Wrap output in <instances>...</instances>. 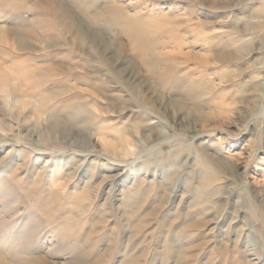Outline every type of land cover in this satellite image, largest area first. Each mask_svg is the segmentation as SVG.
<instances>
[{
	"label": "rangeland",
	"instance_id": "374dc122",
	"mask_svg": "<svg viewBox=\"0 0 264 264\" xmlns=\"http://www.w3.org/2000/svg\"><path fill=\"white\" fill-rule=\"evenodd\" d=\"M0 259L264 264V0H0Z\"/></svg>",
	"mask_w": 264,
	"mask_h": 264
},
{
	"label": "bare ground",
	"instance_id": "6f19581e",
	"mask_svg": "<svg viewBox=\"0 0 264 264\" xmlns=\"http://www.w3.org/2000/svg\"><path fill=\"white\" fill-rule=\"evenodd\" d=\"M60 8V7H59ZM63 9V8H62ZM64 10V9H63ZM62 11V10H61ZM63 12V11H62ZM67 13V12H66ZM69 15H70V13H68ZM68 15V16H69ZM71 16V15H70ZM74 17V16H73ZM67 18V17H66ZM89 18H91V20L92 21H97V22H99V20H101V18H102V15H100V16H90ZM76 20V19H75ZM72 23V26L77 30V34H79L80 35V37L83 39V40H86V39H88L89 38V34L87 33V32H85L84 30H86V29H84L83 30V28L84 27H82V25L80 24V22H71ZM73 28V29H74ZM75 30V31H76ZM89 32V31H88ZM36 36H38V35H36ZM24 37H25V35H24ZM92 38H94V40H98L97 39V37H95V36H93ZM27 39V38H26ZM34 39V38H33ZM100 39H101V36H100ZM130 39H131V42L133 43V46H139V45H141L142 44V42L139 40V39H137L136 37H135V35L134 34H130ZM114 40V39H113ZM22 41V40H21ZM90 42H93L92 40H89ZM110 41V40H109ZM117 41V40H116ZM28 42V41H27ZM104 42V41H103ZM144 42V41H143ZM23 42H21V44H22ZM113 43V42H112ZM104 44V43H103ZM98 45V44H97ZM111 45V44H110ZM23 46V45H22ZM25 46V45H24ZM103 47V46H102ZM106 48V47H105ZM141 49V48H140ZM30 50V49H29ZM150 50V49H149ZM144 53H142L143 55H142V57H144V59H143V62L144 63H147V64H149L150 66H152V67H157V66H159L160 65V62L165 58V55L164 54H159V52L157 53L156 51H153V50H151V51H143ZM185 54V56H187L186 54L187 53H184ZM183 54V55H184ZM179 55H180V53H179ZM182 55V56H183ZM151 57V58H150ZM168 57V56H167ZM188 57V56H187ZM214 57V56H213ZM118 58V57H117ZM208 60V59H207ZM206 60V61H207ZM202 61V60H201ZM204 62V61H203ZM203 64V63H202ZM208 64V63H207ZM175 65V64H174ZM204 65V64H203ZM206 66H208V65H206ZM167 71V70H166ZM156 74V73H155ZM161 74V73H160ZM14 84V83H13ZM18 87V86H17ZM16 87V88H17ZM22 86H20V88H21ZM21 90V89H20ZM11 92H12V90H11ZM23 92V91H22ZM13 95V94H12ZM41 262H42V260H41ZM41 262H38V264L39 263H41ZM0 264H9L8 262H6V261H4V260H2V259H0Z\"/></svg>",
	"mask_w": 264,
	"mask_h": 264
}]
</instances>
